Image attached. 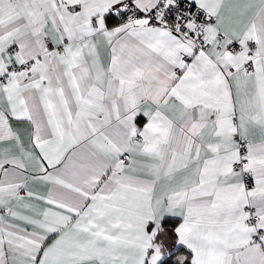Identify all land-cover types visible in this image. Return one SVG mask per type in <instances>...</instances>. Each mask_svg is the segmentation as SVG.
<instances>
[{"label":"snow or ice","instance_id":"1","mask_svg":"<svg viewBox=\"0 0 264 264\" xmlns=\"http://www.w3.org/2000/svg\"><path fill=\"white\" fill-rule=\"evenodd\" d=\"M0 264H264V0H0Z\"/></svg>","mask_w":264,"mask_h":264}]
</instances>
